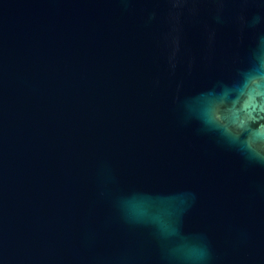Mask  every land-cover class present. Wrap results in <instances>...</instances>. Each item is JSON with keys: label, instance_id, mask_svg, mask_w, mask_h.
Here are the masks:
<instances>
[{"label": "water", "instance_id": "water-1", "mask_svg": "<svg viewBox=\"0 0 264 264\" xmlns=\"http://www.w3.org/2000/svg\"><path fill=\"white\" fill-rule=\"evenodd\" d=\"M0 264H264V0H0Z\"/></svg>", "mask_w": 264, "mask_h": 264}]
</instances>
